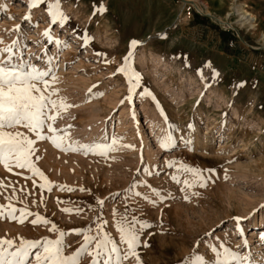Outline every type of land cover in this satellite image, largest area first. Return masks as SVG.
<instances>
[{
	"label": "rangeland",
	"instance_id": "obj_1",
	"mask_svg": "<svg viewBox=\"0 0 264 264\" xmlns=\"http://www.w3.org/2000/svg\"><path fill=\"white\" fill-rule=\"evenodd\" d=\"M27 3L0 0V39L4 41L0 47L17 39L18 34L11 30L22 25L26 58L40 68L47 65L49 56L54 58L47 65L55 66L58 77L52 85L58 96L53 98L74 105L62 111L54 123L57 134L64 137V147L108 142L105 136L120 141L117 150L106 156L63 151L50 140L37 142L41 157L37 167L53 185L76 191L53 187L51 192H42L33 185V180L37 185L44 182L40 177L25 180L24 176H32L30 172L13 169V173H23L15 175L0 166V180L9 185L0 189V204L12 196L17 207L45 216L61 230L91 226L94 234L95 227L103 224L117 242V222L127 206L130 215L151 225L141 237L148 245L139 249L142 264H191L195 255L207 259L212 254L206 251V244L215 238L241 255L251 252L259 261L264 256V242L259 240L264 233V0H59V10L69 18L62 29L50 24L46 4L32 9V23L38 26L25 22ZM100 6L106 11L96 13ZM194 12L218 30L235 34L238 40L230 46L231 52L242 59L231 62L223 56L217 31L199 22ZM243 12L255 18L254 28L238 21ZM47 29L66 41L67 47L48 43L43 36ZM85 37L89 38L86 44ZM132 40L140 42L135 49H130ZM130 50L131 67L141 76V88L131 102L126 99L127 79L117 71ZM213 69L219 72L216 80L211 79ZM198 70L203 71V78ZM241 82L245 86L237 87ZM145 91L151 96H142ZM97 92L103 96H95ZM18 130L28 134L26 129ZM169 133L176 138V147L164 151L160 140ZM170 161L177 162L174 168L167 167ZM181 163L212 169L204 173L209 178L207 187L185 188L184 181L194 177L176 171ZM173 175L180 177L179 184L171 179ZM153 189L168 198L159 202ZM137 191L142 195L136 196ZM145 196L156 199L157 206ZM97 199L105 201L102 210ZM65 208L83 211L69 214ZM256 209L259 211L252 215ZM237 216H251L242 221L244 236L235 230L232 218ZM50 228L51 223L33 227L27 221L20 225L3 220L0 238L17 243L21 237L56 239L58 234ZM209 232L213 235H206ZM82 242V236L68 235L71 247L65 254L71 255ZM90 260L85 256L82 264H90ZM125 264L137 261L131 257Z\"/></svg>",
	"mask_w": 264,
	"mask_h": 264
},
{
	"label": "snow or ice",
	"instance_id": "obj_2",
	"mask_svg": "<svg viewBox=\"0 0 264 264\" xmlns=\"http://www.w3.org/2000/svg\"><path fill=\"white\" fill-rule=\"evenodd\" d=\"M47 5V12L50 17V24L57 25L61 29L68 21V17L64 15L60 9L59 0L55 3L49 0H28L27 6L29 8L28 14L25 15L24 21L28 22L32 27L38 26L32 23V9L37 8L39 5ZM106 9L103 6L95 9L96 13H103ZM14 19V17H11ZM12 32L17 33V39L12 40L7 46L0 47V166L7 172L13 173V169L26 170L32 176H24L25 180L32 179L33 176H38L44 182L36 184L33 180L34 187H38L42 192L47 190L51 192L53 187L59 188L60 191L73 192L75 188L67 185H53L45 176L43 171L37 167L36 162L41 157L37 155L38 148L37 142L51 143L63 151H83L86 154L92 153L100 156H106L110 152L117 150L116 146L119 144L120 138L114 136H105L108 142H99L91 145H80L76 147L69 144L64 147V137L58 135V129L54 127L55 121L58 119L62 111L73 107L66 103L65 99H54L58 96V90L52 87L57 81L58 77L55 75L53 68L47 65H52L53 57L49 56L47 65L44 68L38 67L33 63L31 58H26V47L24 43L26 35L24 34L22 25H16ZM43 36L48 43H54L58 48H66L67 42L55 38L51 29L43 32ZM85 44L89 42V38L85 37ZM4 41L0 39V45ZM140 42L132 40L130 42V49H135ZM133 51H129L123 58L124 66L118 68L119 73H123L129 85V94L126 99L131 102L136 90L141 88V76L131 67V60ZM206 67L211 68V64H206ZM198 74L203 78V71L198 70ZM219 77V72L212 70L211 79L216 80ZM246 82H241L237 87L245 86ZM94 88L97 86H93ZM92 89H89V96H92ZM142 96H151L148 91L142 92ZM95 96L102 97V92L95 93ZM124 100L121 101V104ZM188 129H192L189 124ZM26 129L28 134L19 131L18 129ZM29 134H33L34 138H30ZM175 137L172 134H167L160 140V147L164 151H170L176 147ZM187 143H192L188 141ZM123 148L135 149L134 145H122ZM194 150V149H193ZM35 157V160L33 159ZM176 161L167 162L168 168H174ZM139 171V170H138ZM177 172H184L191 174L194 179L190 182L184 181L185 188L207 187L209 178L205 176V172L211 173L212 169L202 170L195 166H188L181 163L180 167L176 169ZM15 175H23L22 172H15ZM149 175H152L150 172ZM171 179L179 184L180 177L173 175ZM143 183V181H141ZM9 185H5L3 180H0V189H5ZM132 189L137 187L136 183L131 186ZM80 191L85 189L80 188ZM184 188H181L183 191ZM13 196H15L16 189L13 187ZM23 191V189H21ZM154 195L158 198L159 202H164L168 197L162 194L158 189H153ZM136 196L142 195L140 192H135ZM192 195H199L198 192H193ZM119 193H117V197ZM7 203L0 204V221L9 220L24 225L27 221L33 227L47 226L51 223L52 232L57 233L56 239L42 238L31 240L26 238H19V243L14 239L6 237L0 238V264H82L85 256L91 258L90 264H125V262L134 257L137 264H142L139 254V249L147 247L146 242H142L141 237L144 232L151 227L150 223L135 214L130 215V209L126 206L125 212L121 220L117 222V231L119 232V242H117L105 230L104 225L101 224L95 227L93 234V227L85 226L83 228H76L71 230H61L54 223L50 222L45 216L39 213H33L27 207H17L12 202L13 197H6ZM16 203H21L19 197H15ZM144 199L157 206L156 199ZM184 199L190 200L189 196L185 195ZM43 203V200H41ZM96 203L100 205L101 210L105 203L102 199H97ZM261 207H264L262 205ZM65 213L80 214L83 209L80 208H65ZM142 211V209H141ZM259 209L253 211L255 215ZM115 214V210H114ZM35 217L28 219L29 217ZM236 223V231L244 236V228L242 221L244 219H251V216L233 217ZM77 235L83 237V242L71 254H65V250L71 245L67 243L68 235ZM206 235L212 236L213 233L209 232ZM219 238H215L212 243L206 244V251L212 255L205 258V255H195L191 264H264V256L259 261L253 259L251 252L247 255H241L240 252L234 251L224 241L217 243ZM259 240L264 242V233L259 235ZM121 245H125L122 248ZM245 248L248 247V241L244 239Z\"/></svg>",
	"mask_w": 264,
	"mask_h": 264
},
{
	"label": "crops",
	"instance_id": "obj_3",
	"mask_svg": "<svg viewBox=\"0 0 264 264\" xmlns=\"http://www.w3.org/2000/svg\"><path fill=\"white\" fill-rule=\"evenodd\" d=\"M198 19H201L200 17ZM202 24H209V26H211V28H213L214 30L217 31L219 37H220V41L222 42V46H221V54L223 56H225L227 59H229L231 62L237 61L238 58H241V56H239L237 53L231 52V45L232 43L236 42L238 40L237 36L233 33H227V32H222L217 29V27L213 24L210 23L206 17H202L201 21ZM224 31V30H223ZM230 35H234V37L232 38ZM236 36V37H235ZM241 37H245L244 34L241 35ZM246 38V37H245ZM248 39V40H247ZM246 41H250V39L247 37ZM244 41V43L247 45V42ZM242 59V58H241Z\"/></svg>",
	"mask_w": 264,
	"mask_h": 264
},
{
	"label": "bare ground",
	"instance_id": "obj_4",
	"mask_svg": "<svg viewBox=\"0 0 264 264\" xmlns=\"http://www.w3.org/2000/svg\"><path fill=\"white\" fill-rule=\"evenodd\" d=\"M238 21H242L243 23L250 24L251 28H254V26L257 25L255 23V18L250 13H246V12L245 13L243 12V15H241V17L238 19ZM263 40H264V34H263Z\"/></svg>",
	"mask_w": 264,
	"mask_h": 264
},
{
	"label": "trees",
	"instance_id": "obj_5",
	"mask_svg": "<svg viewBox=\"0 0 264 264\" xmlns=\"http://www.w3.org/2000/svg\"><path fill=\"white\" fill-rule=\"evenodd\" d=\"M193 16H194V17H197V18L200 17V16H199L197 13H195V12L193 13ZM200 18L202 19V17H200ZM192 21H194V18L192 19ZM222 32H224V31H222ZM232 38H233V37H232Z\"/></svg>",
	"mask_w": 264,
	"mask_h": 264
},
{
	"label": "built area",
	"instance_id": "obj_6",
	"mask_svg": "<svg viewBox=\"0 0 264 264\" xmlns=\"http://www.w3.org/2000/svg\"><path fill=\"white\" fill-rule=\"evenodd\" d=\"M187 13L189 14V11Z\"/></svg>",
	"mask_w": 264,
	"mask_h": 264
}]
</instances>
